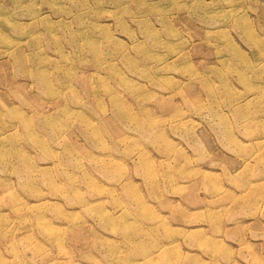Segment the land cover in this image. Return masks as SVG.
I'll return each mask as SVG.
<instances>
[{
    "label": "rangeland",
    "instance_id": "1",
    "mask_svg": "<svg viewBox=\"0 0 264 264\" xmlns=\"http://www.w3.org/2000/svg\"><path fill=\"white\" fill-rule=\"evenodd\" d=\"M0 264H264V0H0Z\"/></svg>",
    "mask_w": 264,
    "mask_h": 264
},
{
    "label": "bare ground",
    "instance_id": "2",
    "mask_svg": "<svg viewBox=\"0 0 264 264\" xmlns=\"http://www.w3.org/2000/svg\"><path fill=\"white\" fill-rule=\"evenodd\" d=\"M34 18H36L35 20H38V18H40V13H37L35 16H34ZM251 33H252V36L254 35V33H253V31L251 30ZM92 50L94 51V52H99L100 51V47L96 44V43H94V44H92Z\"/></svg>",
    "mask_w": 264,
    "mask_h": 264
}]
</instances>
